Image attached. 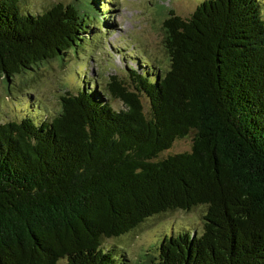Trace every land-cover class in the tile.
Instances as JSON below:
<instances>
[{"label": "trees", "instance_id": "obj_1", "mask_svg": "<svg viewBox=\"0 0 264 264\" xmlns=\"http://www.w3.org/2000/svg\"><path fill=\"white\" fill-rule=\"evenodd\" d=\"M84 2L0 0V77L76 54L86 28L105 27L87 24L104 2ZM163 31L167 69L137 61L132 85L83 76L50 118L0 121V264H124L106 239L197 206L202 232L164 236L150 264H264L260 0L169 10ZM188 134L189 151L159 158Z\"/></svg>", "mask_w": 264, "mask_h": 264}, {"label": "rangeland", "instance_id": "obj_2", "mask_svg": "<svg viewBox=\"0 0 264 264\" xmlns=\"http://www.w3.org/2000/svg\"><path fill=\"white\" fill-rule=\"evenodd\" d=\"M102 1L107 7L98 4L100 14L95 15L98 19L90 18L87 24L100 21L105 27L96 28L92 24L86 28V37L76 54H64L62 60L50 59L8 80L0 77V121L14 120L26 112L36 120L50 118L60 109V96L66 90L75 92L83 76L102 87L107 86L112 75L132 85L131 71L137 61L146 62L154 69H167L169 58L163 46V21L168 11L188 17L203 0H98ZM57 2L77 7L85 3L84 0H23V7L39 12ZM260 4L264 19V0ZM142 100L147 110V100L144 96ZM109 102L115 109L123 108L117 99L110 98ZM191 143L192 134L178 138L159 158L189 151ZM204 212V206H197L191 211L177 210L150 217L136 229L106 239L103 246H112L124 255V264H150L164 236L183 229L202 232Z\"/></svg>", "mask_w": 264, "mask_h": 264}]
</instances>
